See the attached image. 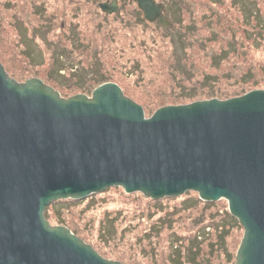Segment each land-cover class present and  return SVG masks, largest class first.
<instances>
[{
  "label": "rangeland",
  "instance_id": "1",
  "mask_svg": "<svg viewBox=\"0 0 264 264\" xmlns=\"http://www.w3.org/2000/svg\"><path fill=\"white\" fill-rule=\"evenodd\" d=\"M111 1L0 0V62L8 75L38 77L65 98L91 97L115 82L147 117L163 106L264 89V0H153L168 26L148 21L136 0L102 11L99 3ZM62 19L77 43L60 36L68 31L50 30ZM220 50L225 59L213 67ZM53 203L51 225H65L121 264H234L243 237L224 198L208 202L193 190L151 199L118 185Z\"/></svg>",
  "mask_w": 264,
  "mask_h": 264
},
{
  "label": "water",
  "instance_id": "2",
  "mask_svg": "<svg viewBox=\"0 0 264 264\" xmlns=\"http://www.w3.org/2000/svg\"><path fill=\"white\" fill-rule=\"evenodd\" d=\"M136 3L148 21L170 24L162 4ZM118 185L151 199L224 198L243 227L234 264H264V89L147 118L115 82L65 98L38 77L18 82L0 62V264H121L44 210Z\"/></svg>",
  "mask_w": 264,
  "mask_h": 264
},
{
  "label": "trees",
  "instance_id": "3",
  "mask_svg": "<svg viewBox=\"0 0 264 264\" xmlns=\"http://www.w3.org/2000/svg\"><path fill=\"white\" fill-rule=\"evenodd\" d=\"M254 14V13H253ZM60 19V18H59ZM57 24V25H56ZM74 24V23H73ZM49 25V24H48ZM68 25V23L67 22H65L64 21V19H62V20H60V22H59V20L58 21H55V23L54 24H52V25H49L50 27V30H56V29H58V31H60V32H66V31H68V32H66L65 33V35H60L61 33L59 32V35L61 36V37H63L65 40H67L69 43H72L73 44V41L75 42V43H77L78 42V40H76V38H75V35H74V33H71L70 32V30H67V29H65V26H67ZM75 26H77L76 25V23L74 24ZM44 27H46L47 28V24H45L44 25ZM56 28V29H55ZM34 37V36H33ZM227 53V50H225V51H222V50H220L218 53H217V55H215V57H214V60L212 61L213 62V67H215V66H217V65H219V64H221V62H222V60L223 59H225V54ZM187 97V96H186ZM190 98V95L187 97V99H189ZM149 111V110H148ZM59 201H61V200H56V201H54V202H59ZM52 204H54L53 202H51V204L50 205H52ZM48 207L49 206H47L46 208H45V216H46V218L48 219L49 218V216H48ZM231 218V217H230ZM223 241V240H222ZM222 241H221V243H222Z\"/></svg>",
  "mask_w": 264,
  "mask_h": 264
},
{
  "label": "bare ground",
  "instance_id": "4",
  "mask_svg": "<svg viewBox=\"0 0 264 264\" xmlns=\"http://www.w3.org/2000/svg\"><path fill=\"white\" fill-rule=\"evenodd\" d=\"M140 9V8H139ZM141 10V9H140ZM164 15V17H165V14H163ZM166 18V17H165ZM109 82V81H108ZM127 96V95H126ZM163 107H165V106H163ZM144 115L146 116V113L144 112ZM147 117V116H146ZM150 117V116H149ZM149 117H147V118H149ZM199 194V193H198ZM46 208V207H45ZM45 210V209H44ZM45 218H46V216H45ZM47 219V218H46Z\"/></svg>",
  "mask_w": 264,
  "mask_h": 264
}]
</instances>
